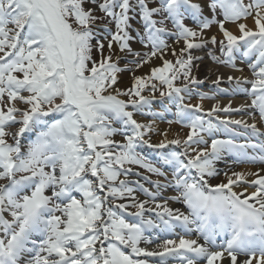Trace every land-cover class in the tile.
<instances>
[{"label": "snow or ice", "instance_id": "6c2138e0", "mask_svg": "<svg viewBox=\"0 0 264 264\" xmlns=\"http://www.w3.org/2000/svg\"><path fill=\"white\" fill-rule=\"evenodd\" d=\"M208 45L219 64L247 61L254 79L228 75L231 91L223 76L212 83L250 103L205 110L217 99L206 92L186 102L204 83L192 50ZM124 71L133 82L121 89ZM154 102L175 108L169 123L186 138L151 142L155 121L136 117L163 118ZM245 108L264 121V0H0V264H264V142L218 136L230 125L264 135L220 119ZM228 158L260 167L213 183Z\"/></svg>", "mask_w": 264, "mask_h": 264}, {"label": "rangeland", "instance_id": "374dc122", "mask_svg": "<svg viewBox=\"0 0 264 264\" xmlns=\"http://www.w3.org/2000/svg\"><path fill=\"white\" fill-rule=\"evenodd\" d=\"M245 2H248V0H245ZM97 14L98 15H103L102 13H97ZM186 23H188L189 26H194L191 23L190 20L186 21ZM169 26L171 27V25H169ZM108 27L112 28L113 31L115 30L114 24H108ZM215 30L218 31V33H219V30H218V28L216 26H213V28L209 30V33L217 35L218 39L221 38L220 34L212 33V31H215ZM237 34H239V33H237ZM169 43L173 44V41L169 40ZM137 47H139V46H137ZM145 51H146V49H145ZM193 52L194 53H199V54H204V53L208 54L207 55V59L204 60V61L208 62V64H211L213 66H217L219 69L223 70L224 72L233 73V74L237 75L238 77L239 76H243V77H246L248 79H254L253 70H252L251 67H249L247 61H245V60L238 59L237 62H236V68H232L231 66H226V65L217 63L213 59V55L221 56L222 54L220 53V51L218 50V47H216V46L208 45V46H206L204 48H201V49H193L192 53ZM168 58L171 59L172 57L169 55ZM203 59L194 61V65H197L196 68L201 66L200 62L203 61ZM159 65H160V61H155L154 60L152 65H146L143 68L135 69V73L134 74L135 75H147L149 73L150 67L159 66ZM121 67H124V62L123 61H121ZM129 67H131V66H129ZM194 68H193V71L195 70ZM237 69H243V72L237 71ZM119 77H120V82H119L118 86L121 89H125V88H128V87L132 86V82H133V73L132 72L124 71V72L119 74ZM177 83H179V81ZM226 86L227 85L220 86V87L221 88H228L230 90V87H228V86L226 87ZM247 86L249 87V85H247ZM204 92L208 93L209 95H213V94L217 95V99L216 100H205V101L202 102L204 104L205 110H207L208 107L213 106L217 102H219L221 105H225L226 106V103L224 102V100L227 99V97H232L230 95L218 93L217 89H216V85H210V84L205 82V83H203L202 85H199V86L195 85V87L193 88V96H192L191 100H186V102L187 103H193L196 100L199 103H201V101L199 99V96L196 93H204ZM147 94H148L147 91H145V95H147ZM223 96H225V98ZM121 98L122 99H128L127 97H121ZM240 98H241L242 101L246 100L243 97H240ZM168 108H169V110L165 112L163 110V107L159 106L158 102H154V109L153 110L157 111V112H163V118H160V117L153 118V117H149V116H140V115H137V117H136L141 122H152L153 120L155 121V123L153 124V127H154L155 131L151 134V142L152 143H158L160 140H163V135L161 133L165 132V131H170V129H172V128L180 129V131L182 132V134L185 135V138H186V133L188 132L187 128H184L181 124H177V123H171L170 124L169 123V121H174L176 119V117H175V108L172 107L171 105H168ZM214 122H215V120H214ZM221 129H224V128L222 127ZM221 132H224V131H221ZM158 136H160L161 138H159ZM218 136H220L219 133H218ZM34 138H35V135L33 134L32 135V139H34ZM117 139L118 140L122 139V137L117 136ZM169 139H173V138H169ZM182 139H184V138H182ZM172 149L180 150L179 148H177V146H171L170 145L169 146V150H172ZM140 151H142L143 154L147 155L151 160H153V162H156L158 160V158H159L158 157V152L156 150H154V149L144 147V148L140 149ZM216 166L220 170L221 174H220L219 177L214 178L212 180L213 183L222 182V181H220V179H222V180L225 179V176L223 175L224 172H229V174H230L232 170L241 171V169L245 168V167L252 168L253 164H251V163L247 164V163L234 162L232 158H228L226 162H224V161L217 162ZM132 167L136 168V166H134V165ZM139 171H141L143 173V175L151 176V178L153 180L157 179V177L152 176V174L147 173L144 170H139ZM136 178L137 177H133V179H136ZM141 183H145L146 187L149 186L147 184V182L144 181L143 179H141ZM169 191H171V190H169ZM139 194L142 195V196L144 195L143 193H139ZM174 204L177 207H179V206L183 207V204H180V203H177V202H175ZM185 210H186V208H183L182 211H185ZM130 211H134V209H130Z\"/></svg>", "mask_w": 264, "mask_h": 264}, {"label": "bare ground", "instance_id": "6f19581e", "mask_svg": "<svg viewBox=\"0 0 264 264\" xmlns=\"http://www.w3.org/2000/svg\"><path fill=\"white\" fill-rule=\"evenodd\" d=\"M247 23L249 24L250 27L253 26V22L250 20L247 21ZM231 31H233L234 33H238V30H237V27L236 25L234 24H230V25H226ZM212 33H216V34H219L218 31H212ZM183 45L181 44H176L174 45V47H176L177 49H179L180 47H182ZM194 56H200V57H203V61H201V66H199L198 68H194L195 70L193 71V75H195L198 79L200 80H203L204 83H208L210 85H214L212 83V81H214L217 76H223L225 77V80L220 84V86H225L227 85L228 87L232 88V85H230L228 82H226V77L228 75H235L233 73H228V72H224L223 70L219 69L217 66H213L211 64H208V62L204 61L207 59V55L206 53L204 54H199V53H192ZM209 57V56H208ZM237 76V75H235ZM219 86V87H220ZM226 86V87H227ZM245 87H248L247 85H244ZM193 88L195 87V85L192 86ZM243 94V93H242ZM239 94H235V96L233 97H227V99L224 100V102L226 103V106L231 103L232 107L233 108H240V106L242 104H245V103H250V97H248L247 95L243 94L242 96H237ZM225 98V96H223ZM240 97H243L244 99H246L245 101H242ZM194 104L195 103H199L198 101H194L193 102ZM221 106H225V105H221ZM210 107H208L209 109ZM258 115V113H257ZM256 115V120L253 121V118H252V110L250 109H242L241 111H238V112H232L230 114H225V113H219V116H220V119L221 120H243V121H246L247 123L251 124L253 122H255L257 124V127L260 129V133L261 132H264V125L262 126L261 125V122H260V119H259V116ZM229 127H231L232 129L238 131V132H242V133H248L250 132L251 129H246L243 125H230ZM168 133V136L167 138H185V135L182 134V132L180 131V129L178 128H172L170 129V131H165ZM164 133V132H162ZM161 133V134H162ZM159 138H161L160 136H158ZM163 139H165V137L163 136ZM249 151V150H248ZM254 151H249V154H253ZM260 167L259 164H256L255 166H253L252 168H249V167H245V168H242L241 171L243 170H252V171H256L258 170ZM226 179V178H225ZM225 179H220V181H225ZM253 189L249 188V191H252ZM176 193L173 192L172 190L171 191H167L165 193L166 196H171V195H175ZM139 196L141 198H147L146 196H142L139 194ZM170 206H172L173 208H180V210L182 211L183 208H185V206L183 205V207L179 206L177 207L176 205L173 204V202L170 203ZM180 230V229H179ZM178 232H181L182 231H178ZM192 238H195V237H192ZM160 243V242H159ZM222 243H223V240H222ZM154 244H157V243H152L151 245H145V244H142L141 246L143 247H148L150 250H153L154 248H152L151 246H154ZM156 247V246H155ZM149 259V264H159V260L160 258L159 257H150L148 258Z\"/></svg>", "mask_w": 264, "mask_h": 264}]
</instances>
